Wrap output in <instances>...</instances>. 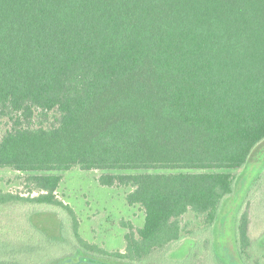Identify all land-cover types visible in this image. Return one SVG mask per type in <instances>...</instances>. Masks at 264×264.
I'll use <instances>...</instances> for the list:
<instances>
[{
  "label": "trees",
  "instance_id": "obj_1",
  "mask_svg": "<svg viewBox=\"0 0 264 264\" xmlns=\"http://www.w3.org/2000/svg\"><path fill=\"white\" fill-rule=\"evenodd\" d=\"M0 118L10 123L0 169L25 173L27 189L1 191L0 207L53 206L74 218L56 195L57 172L111 171L100 183L128 189L144 225L130 224L125 249L110 251L84 239L75 220L86 252L162 264L157 254L188 234L211 244L236 192L228 170L264 140V0H0ZM250 222L247 210L237 219V251L264 264ZM4 243L0 264L57 257L10 260Z\"/></svg>",
  "mask_w": 264,
  "mask_h": 264
},
{
  "label": "rangeland",
  "instance_id": "obj_2",
  "mask_svg": "<svg viewBox=\"0 0 264 264\" xmlns=\"http://www.w3.org/2000/svg\"><path fill=\"white\" fill-rule=\"evenodd\" d=\"M9 127V121L0 118V139ZM107 172L111 171L78 167L57 172L63 180L56 195L74 209L75 219L69 212L53 206L6 204L0 207V241L8 242L3 246L4 257L21 260L34 256L35 260H40L57 255L52 264H130L89 254L79 246L75 236L76 220L84 239L110 251L124 250L125 234L130 230V224L135 227L144 225L142 207L127 203L128 189L100 183L99 176ZM228 172L237 177L236 192L223 202L218 219L211 228L212 243L209 244L207 234V237L202 235L203 241H199L202 239L200 236L188 234L174 249L157 254L163 258L162 264L172 261L185 263L189 259L194 264H218L216 258L225 264H246L241 260L235 243L237 219L245 210L249 212L251 221L252 253L259 255L264 252V140L255 147L243 167ZM24 176L25 173L11 168L0 169V192L26 195ZM200 226L202 223L196 222L191 229L196 230Z\"/></svg>",
  "mask_w": 264,
  "mask_h": 264
}]
</instances>
